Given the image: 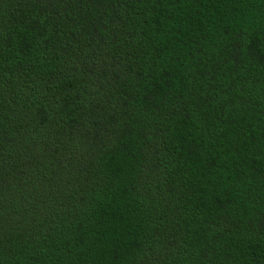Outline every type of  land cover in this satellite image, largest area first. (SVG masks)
Instances as JSON below:
<instances>
[{"label": "trees", "instance_id": "16d2710c", "mask_svg": "<svg viewBox=\"0 0 264 264\" xmlns=\"http://www.w3.org/2000/svg\"><path fill=\"white\" fill-rule=\"evenodd\" d=\"M0 264H264V0H0Z\"/></svg>", "mask_w": 264, "mask_h": 264}]
</instances>
